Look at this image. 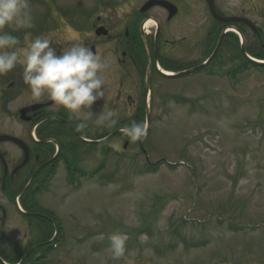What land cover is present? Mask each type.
<instances>
[{
    "label": "rangeland",
    "instance_id": "obj_1",
    "mask_svg": "<svg viewBox=\"0 0 264 264\" xmlns=\"http://www.w3.org/2000/svg\"><path fill=\"white\" fill-rule=\"evenodd\" d=\"M177 1L191 16L196 13L192 21L198 26L200 0ZM98 2L116 10H96ZM142 2L129 0L131 6ZM30 8L33 28L5 31L18 36L22 45L47 34L53 45L66 49L81 41L72 27L76 21L105 13L122 26L129 5L126 0H30ZM187 30L180 26L179 34ZM215 43L213 38L211 53ZM232 47H220L205 65L222 76L202 72L151 83L149 132L142 145L128 143L125 157L120 155L123 140L113 137L111 144L106 140V147L112 148L107 156L100 144L84 146L79 154L78 165L85 171L93 172L103 162L94 176L76 178L74 185L64 170L56 171L39 202L49 211L52 226L60 222L65 237L43 262L127 264L126 259L112 260L107 251V235L119 231L129 236L127 247L135 254V264H264V69L237 70L239 49ZM189 48L186 53L182 48L170 50L175 62L165 59L163 64L168 69L181 65V71L210 54L203 45ZM106 62L111 67L113 58L107 55ZM112 73L109 68L104 74L105 89L116 86ZM7 74L19 78L22 68L18 65ZM7 74L0 75V88L6 85ZM109 91L100 107L112 108L114 99L119 102L117 122L138 113L128 109L124 94L119 99ZM19 103L7 107L10 116ZM9 120L0 111V122L5 125ZM142 120L145 123L144 116ZM112 127H100L99 133ZM96 129L91 127L94 133ZM8 229L15 239L21 236L24 224L17 214L7 216ZM142 233L148 236L145 243L139 240ZM101 234L105 239L99 238ZM2 247L9 248L6 243Z\"/></svg>",
    "mask_w": 264,
    "mask_h": 264
},
{
    "label": "flooded vegetation",
    "instance_id": "obj_2",
    "mask_svg": "<svg viewBox=\"0 0 264 264\" xmlns=\"http://www.w3.org/2000/svg\"><path fill=\"white\" fill-rule=\"evenodd\" d=\"M142 1L131 6L126 0L129 8L122 26L119 21L116 22L114 15L108 17L105 13H98L77 31L81 44L89 46L105 61L107 55L113 58V65H108V69L113 68L116 86L111 90L106 87L105 92L115 91L118 98L124 94L131 111L145 110V102L141 104L140 97L148 88L151 90L152 81L159 78L157 67L167 58L163 53L181 48L186 53L189 47L198 45L210 51L213 42V18L204 0L199 3L202 14L198 18V26L192 21L196 13L192 11L191 16V12L180 7L177 0H168L177 8L176 14L170 18L165 8L154 7L141 13L146 0ZM234 1L214 0L219 15L238 19L229 23H215L217 30L221 34L230 27L239 31L247 51L264 48V0ZM111 10L116 8L109 7L104 11L109 13ZM148 23L154 27L145 29ZM180 26L188 28L183 36L179 34ZM223 40L232 46L237 43L230 33L224 35ZM52 46L58 52L65 49H59L53 42ZM5 80L8 81L7 86L0 88V110L10 120L5 125L0 122V136H11L18 142L0 141V249L5 250L2 241L11 240L6 244L16 249L14 252L17 255H23L21 264H30V253L34 249L46 251L50 244L48 236L52 219L47 208L40 205V195L44 186L49 184V175L56 174L59 169L68 171L66 158L74 152L68 146V141L81 142L85 130L77 131L76 125L80 121L67 110L54 107L46 95L39 100L32 98L20 77ZM16 102H20L19 105L11 116L8 115L7 107ZM98 104L99 100L95 104L97 106L93 107L94 111L98 109ZM26 108L30 110L21 117L20 110ZM92 122L94 125V120ZM12 214H17L26 227L21 240L19 237L12 240L5 233L6 218ZM34 234L38 236V242L30 244Z\"/></svg>",
    "mask_w": 264,
    "mask_h": 264
},
{
    "label": "clouds",
    "instance_id": "obj_3",
    "mask_svg": "<svg viewBox=\"0 0 264 264\" xmlns=\"http://www.w3.org/2000/svg\"><path fill=\"white\" fill-rule=\"evenodd\" d=\"M33 21L30 0H0V75L19 65L32 98L39 100L46 95L54 107L67 110L80 121L76 125L77 131L88 128L87 122L92 117H95L97 127L114 126L117 123L116 109L103 107L99 114L91 111L96 101L105 98L107 62L81 43H73L58 52L52 46L50 36H37L22 45L18 36L5 31V28L13 31L31 29ZM120 131L132 142L142 141L147 136V124L132 122ZM99 238L103 240L105 236L101 234ZM106 238L112 260L126 259L127 264H135V254L127 247V233L116 231ZM147 239V234L139 236L141 243Z\"/></svg>",
    "mask_w": 264,
    "mask_h": 264
},
{
    "label": "water",
    "instance_id": "obj_4",
    "mask_svg": "<svg viewBox=\"0 0 264 264\" xmlns=\"http://www.w3.org/2000/svg\"><path fill=\"white\" fill-rule=\"evenodd\" d=\"M209 5L212 7L213 9V1L212 0H206ZM154 4H160V5H164V6H169L170 4H168L167 2H163V1H157V0H150L149 3L146 5L145 8H149L150 6L154 5ZM214 10V9H213ZM213 16L217 17V15H215V12L213 11ZM217 19L221 20L220 17H217ZM223 21H229L232 19H222ZM5 139H10L8 137H0V140H5Z\"/></svg>",
    "mask_w": 264,
    "mask_h": 264
},
{
    "label": "bare ground",
    "instance_id": "obj_5",
    "mask_svg": "<svg viewBox=\"0 0 264 264\" xmlns=\"http://www.w3.org/2000/svg\"><path fill=\"white\" fill-rule=\"evenodd\" d=\"M163 73H165L166 75H169V74H170L169 72H167V71H164V70H163Z\"/></svg>",
    "mask_w": 264,
    "mask_h": 264
},
{
    "label": "trees",
    "instance_id": "obj_6",
    "mask_svg": "<svg viewBox=\"0 0 264 264\" xmlns=\"http://www.w3.org/2000/svg\"><path fill=\"white\" fill-rule=\"evenodd\" d=\"M69 167H71V165H69Z\"/></svg>",
    "mask_w": 264,
    "mask_h": 264
}]
</instances>
